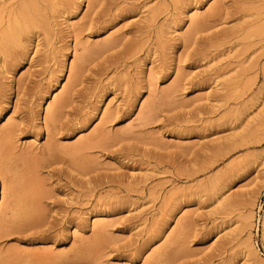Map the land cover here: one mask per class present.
I'll return each instance as SVG.
<instances>
[{"label":"rangeland","instance_id":"1","mask_svg":"<svg viewBox=\"0 0 264 264\" xmlns=\"http://www.w3.org/2000/svg\"><path fill=\"white\" fill-rule=\"evenodd\" d=\"M32 2L0 0V264H264V0Z\"/></svg>","mask_w":264,"mask_h":264},{"label":"bare ground","instance_id":"2","mask_svg":"<svg viewBox=\"0 0 264 264\" xmlns=\"http://www.w3.org/2000/svg\"><path fill=\"white\" fill-rule=\"evenodd\" d=\"M24 1H26L27 3H29V2H31V3H33L32 1L33 0H23V2ZM20 4V3H19ZM1 5H3V4H1ZM8 5V4H7ZM10 5V4H9ZM12 5V4H11ZM21 5H23V3L21 4ZM20 5V6H21ZM26 5V4H25ZM30 5V4H29ZM1 7H5V8H7L8 10H10V11H8V15L9 14H11V18H9L8 19V24L6 25V27H5V29H7L6 31L8 32V33H10V34H13L14 35V31L16 30L17 31V29L21 26V24H23V23H21L20 24V21L22 20V19H19V12L18 11H22V9L20 8H18L17 6L15 7V5H12V7L10 6L9 8H8V6L6 7V6H1ZM1 7H0V9H1ZM11 8V9H10ZM26 8H27V5H26ZM28 9V8H27ZM2 10H3V8H2ZM1 10V12H3ZM29 10V9H28ZM4 11H5V9H4ZM25 11V10H24ZM27 11V10H26ZM25 11V12H26ZM10 12V13H9ZM29 12L27 11V13L26 14H28ZM2 14V13H1ZM23 14V13H22ZM30 14V13H29ZM28 14V15H29ZM21 15V14H20ZM24 16H25V14H24ZM9 16H7V18H8ZM21 17V16H20ZM29 17V16H28ZM32 18V17H31ZM23 21V20H22ZM21 21V22H22ZM24 22V21H23ZM27 24H25V26H26ZM28 27V26H27ZM17 28V29H16ZM17 33V32H16ZM12 36V35H11ZM2 37L3 38H5L6 36H3L2 35ZM0 39H1V37H0ZM6 39V38H5ZM8 41V40H7ZM6 41V42H7ZM63 102H62V100L61 101H58L54 106H53V108H52V110H51V112H52V114L58 109V107L62 104ZM6 132V131H5ZM5 134V133H4ZM33 197V196H32ZM32 197L30 196V198L32 199ZM28 198H29V196H28ZM29 198V200L30 201H28V199H26V197L22 200V203H24L26 206H25V208H27L28 209V207L32 204V201H33V199L31 200ZM29 202H30V204H29ZM28 214V213H27ZM29 215H31V214H29ZM26 216L25 215V218L26 219H29V217L30 216Z\"/></svg>","mask_w":264,"mask_h":264},{"label":"snow or ice","instance_id":"3","mask_svg":"<svg viewBox=\"0 0 264 264\" xmlns=\"http://www.w3.org/2000/svg\"><path fill=\"white\" fill-rule=\"evenodd\" d=\"M193 9L189 8V12L192 11ZM83 11V9H81ZM0 122H2V119H0Z\"/></svg>","mask_w":264,"mask_h":264}]
</instances>
